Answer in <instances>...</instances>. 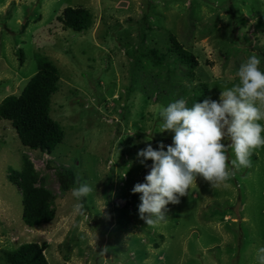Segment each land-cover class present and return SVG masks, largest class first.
Returning a JSON list of instances; mask_svg holds the SVG:
<instances>
[{
	"label": "rangeland",
	"instance_id": "1",
	"mask_svg": "<svg viewBox=\"0 0 264 264\" xmlns=\"http://www.w3.org/2000/svg\"><path fill=\"white\" fill-rule=\"evenodd\" d=\"M66 6L88 9L91 25L64 26ZM170 34L196 58L192 72L168 51ZM149 48L164 58L149 61L141 55ZM37 55L58 70L50 115L63 139L52 152L30 149L0 119V264L28 242L43 246L48 264H256L264 245V146L227 182L213 187L198 175L158 227L140 217V194L131 189L149 171L137 151L172 142V133L158 131L161 106L218 99L249 56L264 69V0H0V101L20 94ZM227 155L234 158L230 149ZM24 159L36 185L55 197L49 222L22 218L20 190L8 176ZM67 169L75 179L64 191ZM84 182L94 191L77 201L72 189Z\"/></svg>",
	"mask_w": 264,
	"mask_h": 264
},
{
	"label": "clouds",
	"instance_id": "2",
	"mask_svg": "<svg viewBox=\"0 0 264 264\" xmlns=\"http://www.w3.org/2000/svg\"><path fill=\"white\" fill-rule=\"evenodd\" d=\"M260 65L254 55L241 62L238 82L222 88L218 99L207 97L188 106L178 98L159 108L163 122L158 131L172 133V142L159 141L155 148L147 143L137 151L139 163L149 171L131 189L140 194L138 211L147 225L166 223V206L179 203L198 175L214 187L227 182L234 170L251 166L253 151L264 146V69ZM229 149L234 154L230 161ZM93 191L84 182L71 194L79 201ZM256 264H264V245L256 249Z\"/></svg>",
	"mask_w": 264,
	"mask_h": 264
},
{
	"label": "trees",
	"instance_id": "3",
	"mask_svg": "<svg viewBox=\"0 0 264 264\" xmlns=\"http://www.w3.org/2000/svg\"><path fill=\"white\" fill-rule=\"evenodd\" d=\"M92 20V13L80 6H66L62 11L64 26L74 31L88 28ZM169 39L168 51L173 52L179 61L189 65L192 72L197 65L194 55L185 49L173 34L169 35ZM150 54H153V58ZM141 55L153 63H158L165 56L156 48H149L148 53ZM36 64V72L29 78L20 94L6 95L0 101V119L10 121L23 146L52 152L63 139L61 126L50 115L51 96L59 86L58 70L52 62L40 55L36 57ZM198 90H207L206 84H198ZM8 177L20 190L23 205L22 218L25 223L39 224L54 218L55 197L45 187L36 185L37 175L27 159H24L20 170L10 168ZM74 179L73 171L65 170L59 179L61 189L69 190ZM43 249V246L36 242H28L15 250L6 251L4 258L8 264H48Z\"/></svg>",
	"mask_w": 264,
	"mask_h": 264
}]
</instances>
